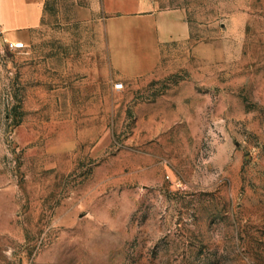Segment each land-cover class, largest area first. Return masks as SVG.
<instances>
[{"label":"rangeland","instance_id":"rangeland-1","mask_svg":"<svg viewBox=\"0 0 264 264\" xmlns=\"http://www.w3.org/2000/svg\"><path fill=\"white\" fill-rule=\"evenodd\" d=\"M42 1L0 14V264H264V0H154L190 35L127 80L99 0Z\"/></svg>","mask_w":264,"mask_h":264},{"label":"crops","instance_id":"crops-1","mask_svg":"<svg viewBox=\"0 0 264 264\" xmlns=\"http://www.w3.org/2000/svg\"><path fill=\"white\" fill-rule=\"evenodd\" d=\"M0 11L4 31L27 41L31 28L40 23L43 1L0 0ZM90 12L102 19L110 68L125 80L153 73L162 46L190 35L183 8H158L154 0H99Z\"/></svg>","mask_w":264,"mask_h":264},{"label":"built area","instance_id":"built-area-1","mask_svg":"<svg viewBox=\"0 0 264 264\" xmlns=\"http://www.w3.org/2000/svg\"><path fill=\"white\" fill-rule=\"evenodd\" d=\"M114 87L120 89L123 87V82L121 80L114 82Z\"/></svg>","mask_w":264,"mask_h":264}]
</instances>
